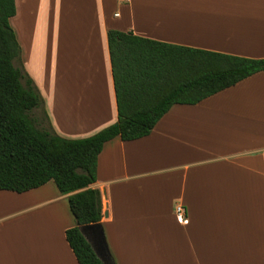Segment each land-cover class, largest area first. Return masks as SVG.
<instances>
[{"label": "crops", "instance_id": "crops-1", "mask_svg": "<svg viewBox=\"0 0 264 264\" xmlns=\"http://www.w3.org/2000/svg\"><path fill=\"white\" fill-rule=\"evenodd\" d=\"M15 1L25 69L67 139L118 120L110 30L264 59V0ZM92 188L110 264H264V71L175 105L147 137L107 142ZM68 197L53 181L0 190V264H79L66 238L76 226ZM9 239L22 241L18 262Z\"/></svg>", "mask_w": 264, "mask_h": 264}, {"label": "trees", "instance_id": "trees-1", "mask_svg": "<svg viewBox=\"0 0 264 264\" xmlns=\"http://www.w3.org/2000/svg\"><path fill=\"white\" fill-rule=\"evenodd\" d=\"M16 13L15 0H0V190L25 193L55 182L69 196L76 226L66 238L79 264H103L80 226L103 218L101 191L92 186L104 145L117 137L134 141L149 136L172 107L196 105L264 71V59L110 30L118 120L90 137L67 139L53 130L44 99L25 72L10 22Z\"/></svg>", "mask_w": 264, "mask_h": 264}, {"label": "water", "instance_id": "water-1", "mask_svg": "<svg viewBox=\"0 0 264 264\" xmlns=\"http://www.w3.org/2000/svg\"><path fill=\"white\" fill-rule=\"evenodd\" d=\"M104 215L107 217L108 213L106 212ZM80 231L102 263L110 264L111 254L102 224L82 225L80 226Z\"/></svg>", "mask_w": 264, "mask_h": 264}, {"label": "rangeland", "instance_id": "rangeland-1", "mask_svg": "<svg viewBox=\"0 0 264 264\" xmlns=\"http://www.w3.org/2000/svg\"><path fill=\"white\" fill-rule=\"evenodd\" d=\"M21 50H22V49H21ZM21 60H22L23 67H24V69H25V66H24V63H23L22 53H21ZM25 72H26V73L28 74V76L30 77V75H29V73L26 71V69H25ZM30 78H31V77H30ZM36 86H37V85H36ZM37 88H38V87H37ZM44 111H45V108H44ZM38 114H39V113H38ZM9 241L12 242V249H13V252L11 253V256L17 260L16 262H18V260L21 259L22 256H23V253H22V252L20 251V249L18 248V244L22 243V241H21L20 239H18L17 244H16V241H15V240L13 241L12 239H9Z\"/></svg>", "mask_w": 264, "mask_h": 264}, {"label": "built area", "instance_id": "built-area-1", "mask_svg": "<svg viewBox=\"0 0 264 264\" xmlns=\"http://www.w3.org/2000/svg\"><path fill=\"white\" fill-rule=\"evenodd\" d=\"M175 214L177 217V220L182 223L186 224L188 223V217L186 213V208L183 205H177L175 208Z\"/></svg>", "mask_w": 264, "mask_h": 264}]
</instances>
